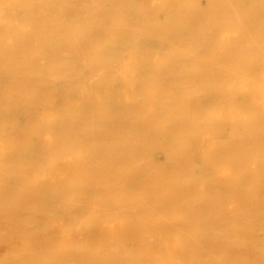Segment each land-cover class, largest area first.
<instances>
[{"label": "bare ground", "instance_id": "6f19581e", "mask_svg": "<svg viewBox=\"0 0 264 264\" xmlns=\"http://www.w3.org/2000/svg\"><path fill=\"white\" fill-rule=\"evenodd\" d=\"M213 165L264 185V0H0V264H264Z\"/></svg>", "mask_w": 264, "mask_h": 264}, {"label": "rangeland", "instance_id": "374dc122", "mask_svg": "<svg viewBox=\"0 0 264 264\" xmlns=\"http://www.w3.org/2000/svg\"><path fill=\"white\" fill-rule=\"evenodd\" d=\"M214 156V155H212ZM213 171L215 172L214 175H221L220 169H218V166L213 165ZM231 174H225L222 173V181H220L218 188H212L211 193L213 196H216L219 198V200H213L210 202V209L212 212H215V209H220L221 204L219 201H225L228 205L226 209H224L223 214L226 215V217H233L235 212H234V207H232L233 203L237 200L243 205L246 206L249 203L256 202L259 205L263 206L264 205V185H259V186H246V187H241L238 188V184L236 181V178L233 176L235 173V170H230ZM261 174L264 175V168L260 172ZM249 181V180H248ZM248 183V182H247ZM240 186V185H239ZM215 197V198H216ZM215 210V211H214ZM259 212H257L258 214ZM144 223L150 227L153 230L159 231L161 230L162 234L164 235L165 238L169 237V234L167 231L164 230L163 226L160 225L158 222L157 218H155L154 214L151 213L149 215H146L144 217ZM221 232H225L224 229H221ZM222 234V233H221ZM244 243L248 242V237H244ZM202 246H204L205 250L207 251H213V246L210 244L211 242L207 239V237L203 238V241H201ZM220 246L217 248V253H216V261H213V264H257L254 261H249V260H240V258L236 257L234 253H232L228 249V243L226 242H219ZM249 245V244H248ZM226 247V248H224ZM226 252V253H225ZM219 260V261H217Z\"/></svg>", "mask_w": 264, "mask_h": 264}]
</instances>
